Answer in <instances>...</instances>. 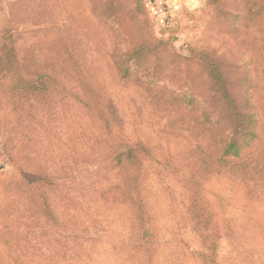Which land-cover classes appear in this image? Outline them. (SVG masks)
Returning a JSON list of instances; mask_svg holds the SVG:
<instances>
[{
	"label": "rangeland",
	"instance_id": "374dc122",
	"mask_svg": "<svg viewBox=\"0 0 264 264\" xmlns=\"http://www.w3.org/2000/svg\"><path fill=\"white\" fill-rule=\"evenodd\" d=\"M0 264H264V0H0Z\"/></svg>",
	"mask_w": 264,
	"mask_h": 264
},
{
	"label": "trees",
	"instance_id": "16d2710c",
	"mask_svg": "<svg viewBox=\"0 0 264 264\" xmlns=\"http://www.w3.org/2000/svg\"><path fill=\"white\" fill-rule=\"evenodd\" d=\"M123 71L127 72L128 69H124ZM217 76H215L216 78ZM223 77V72L219 70V77ZM213 78V77H212ZM226 93L222 95L218 102L221 103V106L226 101ZM221 108V109H220ZM223 108L222 107H215L212 108V110L209 112L208 115L204 116L205 121L207 122V119L211 121L210 128L213 130L208 137L209 140V146H214L216 148V152L218 153V162L223 164V162H227L228 160H234L242 162L243 165L246 164L244 160V154L251 150L254 147L255 142L258 139V132L254 127L250 128V130L245 129L242 133V136L240 137V131H239V124H240V117L236 116L234 117L235 120V126L232 130L227 131L226 129H223ZM256 114L255 113H247V120H248V126L250 123H256ZM108 124V122H107ZM109 125V124H108ZM122 149V150H121ZM117 153V156L121 159L124 158L122 161L120 160L117 169H119L124 175L130 176L132 173H134V169L136 168L134 165H130V162L126 161L127 157L133 156V148L130 147V145H124ZM252 161V160H251ZM250 161V162H251ZM249 163V162H247ZM220 164V165H221ZM128 173V175H127ZM190 176L193 178L194 175L191 173ZM204 175L200 176L197 179H194L193 181H190V189L192 196L194 200H196L195 195L200 194L202 189H206ZM126 188V187H125ZM124 195L128 196L130 193L124 192Z\"/></svg>",
	"mask_w": 264,
	"mask_h": 264
}]
</instances>
